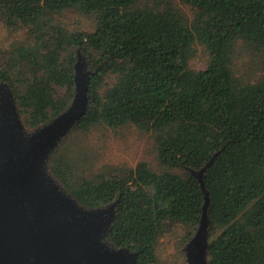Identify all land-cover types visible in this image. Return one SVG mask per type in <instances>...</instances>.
Instances as JSON below:
<instances>
[{"label":"trees","instance_id":"16d2710c","mask_svg":"<svg viewBox=\"0 0 264 264\" xmlns=\"http://www.w3.org/2000/svg\"><path fill=\"white\" fill-rule=\"evenodd\" d=\"M0 0V16L26 28L30 42L0 64L24 128L32 132L71 104L81 62L88 106L74 128L132 125L154 142L160 171L134 168L88 173L83 150L64 141L48 170L84 209L113 205L104 240L158 264L164 225L183 228L181 245L209 204L208 264H264V75L254 82L231 69L236 45L264 54V0ZM83 2L94 16L89 32L57 21ZM201 47L203 70L189 60ZM62 90V93H57ZM180 245V246H181Z\"/></svg>","mask_w":264,"mask_h":264},{"label":"water","instance_id":"95a60500","mask_svg":"<svg viewBox=\"0 0 264 264\" xmlns=\"http://www.w3.org/2000/svg\"><path fill=\"white\" fill-rule=\"evenodd\" d=\"M81 66L79 60L69 107L32 132L26 131L9 91L0 85V264H137L138 253L115 250L104 240L113 205L84 209L48 170L53 152L86 115ZM209 163L191 172L205 202L199 226L183 249L187 264H208L209 200L202 174Z\"/></svg>","mask_w":264,"mask_h":264},{"label":"rangeland","instance_id":"374dc122","mask_svg":"<svg viewBox=\"0 0 264 264\" xmlns=\"http://www.w3.org/2000/svg\"><path fill=\"white\" fill-rule=\"evenodd\" d=\"M173 2L185 15L190 16L188 7L179 0ZM84 9L86 5L79 2L75 8L63 11L57 21L68 31L89 32L94 27L95 20L94 16L86 14ZM30 41L29 34L22 24L0 16V64H6L13 49L29 44ZM206 63L205 51L201 47L196 48L195 55L189 60V67L193 70H203ZM231 69L244 83L254 82L264 75V54L252 52L250 48L239 43L232 55ZM62 92L57 90V93ZM19 118L22 121L20 115ZM68 140L73 153L78 149L85 153L84 157L78 158L77 163L84 166L88 173L105 172L115 168L131 169L140 161L146 162L154 171L162 169L157 161L152 137L132 125L116 129L95 126L83 134H78L73 129L62 142ZM62 189L64 190L63 187ZM182 233L181 227L171 230L167 224L164 225L163 235L157 241L158 264H187L183 251L187 243L181 245Z\"/></svg>","mask_w":264,"mask_h":264}]
</instances>
